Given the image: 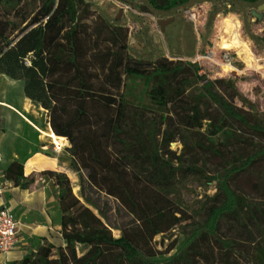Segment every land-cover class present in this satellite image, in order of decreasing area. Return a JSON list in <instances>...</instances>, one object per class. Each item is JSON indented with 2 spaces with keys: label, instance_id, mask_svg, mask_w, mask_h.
<instances>
[{
  "label": "trees",
  "instance_id": "obj_1",
  "mask_svg": "<svg viewBox=\"0 0 264 264\" xmlns=\"http://www.w3.org/2000/svg\"><path fill=\"white\" fill-rule=\"evenodd\" d=\"M147 1L169 12L192 0ZM88 12L85 0H0V76L22 82L24 96L47 112L53 141H69L79 179L76 195L66 173H42L56 190L64 247L46 242L18 264H264V202L235 187L254 173L264 179V117L233 80L206 81L188 94L197 66L135 60L128 30ZM133 78L154 107L167 110L160 124L127 97ZM178 136L184 149L210 159L185 162L184 151L170 149ZM4 177L24 190L34 185L23 163ZM190 178L215 183L216 192L185 243L159 259L175 245L161 253L155 237L191 219L168 195ZM111 199L133 217L119 238L107 223Z\"/></svg>",
  "mask_w": 264,
  "mask_h": 264
},
{
  "label": "rangeland",
  "instance_id": "obj_2",
  "mask_svg": "<svg viewBox=\"0 0 264 264\" xmlns=\"http://www.w3.org/2000/svg\"><path fill=\"white\" fill-rule=\"evenodd\" d=\"M85 2L89 7V15L104 19L111 26L128 30L129 53L133 59L151 62L167 59L175 63L194 64L198 68V73L192 74L193 86L187 88L188 94L200 93L206 81L233 80L243 96L264 117V11L258 10L259 6L264 4V0L256 3L240 0H192L189 4L169 12L154 10L147 0H85ZM142 6H146L152 13L141 11ZM168 19H173V22L162 32L158 21ZM235 38L239 40V48L222 50L223 41H233ZM135 45L139 48L137 49ZM196 80L198 81L195 84ZM126 85L127 97L136 105L146 107L148 111H145V115L150 119H158L160 124L162 117L168 115L167 110L157 109L149 102L144 94L143 81L133 78L126 80ZM140 96L143 97L140 99ZM0 100L12 104L13 107L8 104L2 105L17 109L23 114L31 112L44 119L47 115L38 105L25 98L22 82L6 76H0ZM27 108L29 112H25L24 109ZM5 109L8 108L0 106V117L5 114ZM5 115L8 119L7 132L12 133L14 127L9 122L11 116L9 113ZM159 126L162 131L165 129ZM40 132L44 134L42 130ZM45 135L53 141L51 132ZM54 144L59 146L55 142ZM170 149L176 152L177 156L184 151L185 162L194 161L199 166L202 165L204 158L210 159L190 148L184 149L179 136L171 144ZM1 166H4L3 162ZM208 169L209 175H214L216 167L212 161L209 162ZM68 173L74 185V193L79 195L78 176L72 170ZM235 187L249 201L264 202V179L261 174L245 176L235 184ZM215 192V183L206 188L202 182L192 178L180 181L168 192L170 198L179 204L191 219L183 221L180 226L168 233L155 237L154 246L161 253L175 245L170 254L161 255L159 259L170 257L185 243L193 228L201 223L198 211ZM105 208L110 216L107 223L112 227L114 236L119 238L121 236L119 228L129 224L133 217L120 208L114 199H111Z\"/></svg>",
  "mask_w": 264,
  "mask_h": 264
},
{
  "label": "crops",
  "instance_id": "obj_3",
  "mask_svg": "<svg viewBox=\"0 0 264 264\" xmlns=\"http://www.w3.org/2000/svg\"><path fill=\"white\" fill-rule=\"evenodd\" d=\"M2 104H12L0 100V106L8 108L5 109V114L9 113L11 116L9 122L14 131L7 132L8 119L5 114L2 115L0 176H4L11 164L19 162L24 164L25 177L34 179L33 187L27 190L16 187L5 179L7 187L0 196V207L7 206L12 209L19 223L17 246L7 256L0 254V264H18L24 256L36 252L46 242L56 247H64L61 235V208L56 190L53 180L42 173L54 171L69 174L72 157L68 152L70 144L66 138L59 137L66 140V146H57L45 135L52 132L47 115L44 119L31 112L23 114ZM24 110L29 112L28 108ZM2 162L4 166H1Z\"/></svg>",
  "mask_w": 264,
  "mask_h": 264
},
{
  "label": "built area",
  "instance_id": "obj_4",
  "mask_svg": "<svg viewBox=\"0 0 264 264\" xmlns=\"http://www.w3.org/2000/svg\"><path fill=\"white\" fill-rule=\"evenodd\" d=\"M7 181L0 176V196L4 194ZM19 223L12 211L7 206L0 207V254L9 255L18 243ZM6 264V263H3Z\"/></svg>",
  "mask_w": 264,
  "mask_h": 264
},
{
  "label": "water",
  "instance_id": "obj_5",
  "mask_svg": "<svg viewBox=\"0 0 264 264\" xmlns=\"http://www.w3.org/2000/svg\"><path fill=\"white\" fill-rule=\"evenodd\" d=\"M259 11H264V4L263 5H260L259 8H258ZM141 11L145 12V13H148V14H151L152 11L150 9H148L146 6H142L141 7ZM118 18H120V15L118 16ZM171 22H173V19H168V20H159L158 21V24L160 25L161 27V31L164 32L165 31V28L167 25H169ZM135 47L138 49V45Z\"/></svg>",
  "mask_w": 264,
  "mask_h": 264
},
{
  "label": "bare ground",
  "instance_id": "obj_6",
  "mask_svg": "<svg viewBox=\"0 0 264 264\" xmlns=\"http://www.w3.org/2000/svg\"><path fill=\"white\" fill-rule=\"evenodd\" d=\"M221 48L225 50H233L239 48V40L236 38L233 41H223Z\"/></svg>",
  "mask_w": 264,
  "mask_h": 264
}]
</instances>
